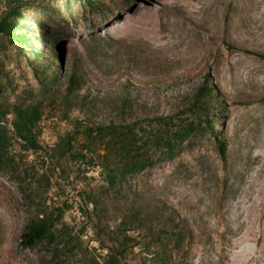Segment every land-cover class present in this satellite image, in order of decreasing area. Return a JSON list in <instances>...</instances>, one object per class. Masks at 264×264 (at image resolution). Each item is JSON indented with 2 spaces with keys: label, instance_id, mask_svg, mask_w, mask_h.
<instances>
[{
  "label": "rangeland",
  "instance_id": "obj_1",
  "mask_svg": "<svg viewBox=\"0 0 264 264\" xmlns=\"http://www.w3.org/2000/svg\"><path fill=\"white\" fill-rule=\"evenodd\" d=\"M13 7L18 13L9 17ZM3 18L25 24L28 39L16 44L0 32V94L14 102L34 90L44 102L38 149L27 150L7 125L0 264H49L40 247L19 245L26 219L41 205L62 208L65 223L105 255L98 231L105 238L119 219L110 212L94 216L88 196L107 185L112 158L99 141L90 143L86 130L119 124L116 108L128 96L127 119L145 125L173 114L206 75L225 114L217 113V139L202 126L191 146L172 154L151 150V165L128 179L147 207L172 208L186 239L131 231L136 245L123 262L157 264L166 249L172 264H264V0H0ZM73 55L86 80L80 97L88 95L92 108L63 98L56 73L54 100L50 92L42 96L32 72L49 78L60 59L66 64ZM218 142L225 144L224 159Z\"/></svg>",
  "mask_w": 264,
  "mask_h": 264
},
{
  "label": "trees",
  "instance_id": "obj_2",
  "mask_svg": "<svg viewBox=\"0 0 264 264\" xmlns=\"http://www.w3.org/2000/svg\"><path fill=\"white\" fill-rule=\"evenodd\" d=\"M9 12V17L18 13L16 7L11 8ZM25 27V24L21 25L13 18H3L0 21V32L9 35L10 40L16 44L27 43L28 38L23 32ZM19 30L22 31L18 32ZM90 39L94 40L93 36ZM260 57L264 59V54ZM60 61L57 70L52 71L49 78L44 71L32 69L34 77L43 87L41 95L50 92L54 100L55 91L50 90V84L61 78L58 84L62 87L63 98L68 102L74 101V106L80 108L87 102L92 108L94 101H87L88 95L80 97L79 94L86 85L85 76L80 68L81 58L73 55L66 64L62 59ZM3 85L0 81V90ZM122 90L124 93L127 91L126 88ZM30 93H25L24 97L17 96L14 102L8 100L7 94H0V166L7 162L6 140L9 132L7 125L20 138L27 150L38 149L37 124L43 115L44 98L36 100L37 94L34 90ZM31 96L33 98L29 100ZM94 98L96 102L103 99L97 96ZM213 101L211 79L206 75L188 94L184 108L167 116L148 118L144 125L141 119H127L132 116L130 112L133 109V101L129 96L121 98L116 108L119 113V124L111 122L109 125L89 127L86 130L90 143L99 141L106 154L112 158V161L105 164L108 169L107 185L100 188L99 194L88 196L94 216L107 214L108 217L110 212L119 219V224L107 232L105 238L101 239V232L98 231L97 243L100 249H107L108 252L103 256L96 255L97 248L89 246V240H84L83 232L73 230L65 223L62 208L44 205L26 219L19 237L20 247L23 249L40 247L49 264H67V260L73 259L76 264H127L123 262L124 258L136 245V237L131 235V231L139 233L145 228L149 232L147 236H155L156 240H185L187 233L181 228V220L172 208L166 204L161 206L163 211L160 207L154 209L147 207L138 200L140 194L129 185L128 179L151 165L154 157L151 150H158L160 154H172L191 146L202 126L207 129L210 136L217 139V132L214 130L217 113L221 111L222 115L225 114ZM220 126L222 127V124ZM218 152L224 159V143L218 142ZM84 215L87 218L91 217L89 212H84ZM157 257L159 258L157 264H172L166 249ZM99 258L102 262L98 260Z\"/></svg>",
  "mask_w": 264,
  "mask_h": 264
}]
</instances>
